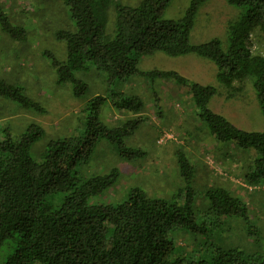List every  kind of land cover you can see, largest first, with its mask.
Returning a JSON list of instances; mask_svg holds the SVG:
<instances>
[{
	"label": "trees",
	"instance_id": "1",
	"mask_svg": "<svg viewBox=\"0 0 264 264\" xmlns=\"http://www.w3.org/2000/svg\"><path fill=\"white\" fill-rule=\"evenodd\" d=\"M206 1L192 0L185 17L171 20L163 18L171 0H141L136 5L121 0H62L75 29L56 32L67 45L66 60H52L57 83L71 84L73 93L84 97L90 87L80 75L87 73L90 65L105 72L109 82L128 80L141 74V56L157 51L172 56L193 53L216 63L219 80L226 87L237 82L241 87L249 81L264 113V53L250 46L254 33H264V0H227L243 12L229 25L226 46L219 38L201 44L191 42L195 16ZM0 30L17 42L28 38L24 25L14 24L1 4ZM149 74L186 81L174 71ZM190 91L209 135L225 148L233 146L236 150L232 154H244L246 182H263L264 130L241 129L211 110L208 104L216 93L214 86L192 83ZM153 94L159 106V97ZM0 97L28 110H45L21 86L3 78ZM108 101L135 117L109 125L103 120ZM88 106L91 113L84 132L51 140L38 159L30 151L45 135L40 124H31L18 134L4 129L0 139V250L5 244L10 250L5 264H264V258L255 263L239 247L214 246L206 258L197 255L196 248L188 251L178 244L175 233L185 231L200 237L202 247L208 248L211 231L250 221L247 203L220 185L207 189L209 204L197 215L193 206L197 169L183 150L176 155L185 184L170 197L152 196L136 187L121 203H92V197L117 182L119 171L80 178L77 167L92 160L102 140L115 144L122 158H145L148 152L130 140L147 117L142 114L145 102L138 94H97ZM247 232L260 234L253 225Z\"/></svg>",
	"mask_w": 264,
	"mask_h": 264
},
{
	"label": "rangeland",
	"instance_id": "2",
	"mask_svg": "<svg viewBox=\"0 0 264 264\" xmlns=\"http://www.w3.org/2000/svg\"><path fill=\"white\" fill-rule=\"evenodd\" d=\"M141 0H121L123 4L136 5ZM192 0H171L164 10L163 18L178 20L187 15ZM0 4L14 24H22L28 32L24 42H17L0 30V78L21 86L25 93L44 107V112L23 108L16 102L0 97V139L4 129L14 134L28 129L31 124H40L45 135L37 140L30 154L38 159L48 143L57 138L78 135L84 132L89 113V100L97 94L109 96L124 92L138 94L144 102L142 122L131 144L144 148L148 154L143 159L122 158L117 146L102 140L88 164L77 167L80 178L93 174L119 171L117 182L101 195L91 198L92 203L123 202L130 191L140 187L152 196L172 195L185 184L177 162V151L183 150L196 166L194 210L201 215L207 209L209 200L206 191L212 185L225 186L238 194L247 203L250 221L245 225H227L226 229L210 233L208 248L202 247L200 237L185 231L175 233L178 244L197 255L210 257L214 246L239 247L251 256L255 263L264 258V181L251 185L244 179L245 156L232 154L233 146L223 147L207 131L200 119L190 86L192 83L211 85L216 93L208 107L223 115L231 123L247 131L264 130L262 103L249 81L244 85L234 83L226 87L218 77V66L212 60L196 54L172 56L163 51L141 56V74L130 79L110 81L108 75L90 65L87 73L80 77L90 89L84 97L73 93L71 84H58L57 73L52 65L53 58L63 61L67 58V45L58 38L60 29H75L68 8L62 0H0ZM243 12L241 7L227 0H208L203 3L195 16L190 39L193 44H201L219 38L227 45L231 22ZM107 27L112 26L109 16ZM253 51L264 53V33H254L251 37ZM153 71H174L183 76L184 83L172 76L163 77ZM159 97L156 106L154 94ZM135 115L126 110H118L105 103L103 120L109 125ZM119 124V123H118ZM236 150V149H234ZM230 154H225V153ZM237 221V220H236ZM250 225L259 229V235L247 232ZM8 244L0 250V264H5L9 253ZM200 248V249H199ZM202 248V249H201ZM39 264V263H37Z\"/></svg>",
	"mask_w": 264,
	"mask_h": 264
}]
</instances>
